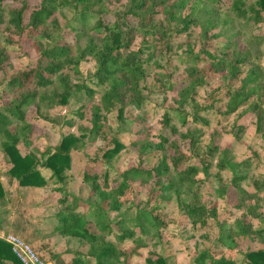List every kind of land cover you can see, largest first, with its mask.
<instances>
[{
    "label": "trees",
    "instance_id": "obj_1",
    "mask_svg": "<svg viewBox=\"0 0 264 264\" xmlns=\"http://www.w3.org/2000/svg\"><path fill=\"white\" fill-rule=\"evenodd\" d=\"M5 1L0 0V154L8 162L0 174V211L7 209L0 228L17 185L35 190L41 202L22 209L24 220L15 221L11 231L47 262L46 257L56 264H264V240L256 239L264 234L257 196V182L264 179V34L243 47L240 35L217 33L237 14L248 15L246 7L255 26H262L264 0H39L37 7L23 2L12 9L3 7ZM63 10L98 15L100 44L90 39L82 47L57 38ZM177 48L192 64L183 61L184 74L168 81L176 70L168 55ZM30 55L35 56L30 65L9 75L14 58ZM89 64L95 68L87 76ZM219 81L228 84L225 116L235 115L242 133L244 120L253 116L254 132L262 134L258 162L247 168L220 147L223 133L212 134L207 151L199 154L200 133L181 131L169 115L177 113L185 128L192 116L184 108L194 103L197 90ZM77 95L89 103L71 111ZM153 96L168 104L163 116L173 138L150 130L147 103ZM195 120L209 127L198 114ZM134 125L142 128L134 131ZM38 127L52 139L56 135V142L31 149ZM229 134L240 144V135ZM78 150L86 157L80 180L74 173ZM225 180L230 181L221 186ZM79 182L88 188L86 202L75 193ZM183 187L201 190L213 205L182 206L195 238L178 245L161 214ZM140 192L146 193L145 203L137 201ZM125 208L126 214L135 208V218L123 219ZM147 225L156 229L166 252L151 249L144 255ZM177 248L183 250L174 253ZM0 264H22L1 238Z\"/></svg>",
    "mask_w": 264,
    "mask_h": 264
},
{
    "label": "rangeland",
    "instance_id": "obj_2",
    "mask_svg": "<svg viewBox=\"0 0 264 264\" xmlns=\"http://www.w3.org/2000/svg\"><path fill=\"white\" fill-rule=\"evenodd\" d=\"M23 2H27L30 8L37 7L40 5L39 0H18V1L6 0L3 4V7L5 9L19 8L22 6ZM115 8H113L112 11H115ZM246 9L248 11V15L247 14H239V15L237 14L234 17V21L231 23L229 27H227L226 29L220 28L217 30L218 35L221 37L240 35L243 39L242 46L245 47L252 40L254 36L258 34H264V24L262 26H255L253 20L250 18L249 8L246 7L245 10ZM98 18L99 16L95 14H89V15L83 16L80 10L78 12L74 10L72 11L63 10L59 12L58 19H59L60 29L54 32L55 36L61 39V41L63 40L68 41V43L78 42L81 44L82 47H85L90 39H93L96 43L100 44L103 38V35H104L103 34L104 31L101 30L98 32L97 30H95V24ZM106 18L110 21L114 19L113 15H108L106 16ZM263 23H264V20H263ZM2 28L3 26L1 27V29ZM1 38L2 40H4L5 36L2 34ZM199 43H200V38L198 34H195L194 39H193V44H195L196 47H199ZM179 44H180V40H177L175 45H179ZM168 56L170 57L171 66L176 67V70L172 74V77L171 78L167 77V79L168 81L178 80L184 74L185 72L184 70L186 69L185 63L183 61L187 62L188 67L189 65L192 64V62L189 56L186 54V51L183 49L179 50V48H177L176 51H174ZM34 57L35 56L30 55L29 57H26V58H20V59L14 58L11 64L12 67L8 71L9 75H12L16 71L20 69H24L25 67L30 65ZM94 68L95 66L93 64L84 66V71L86 75L87 76L90 75L93 72ZM167 79L165 80L167 81ZM55 88L58 89V91H61V87L58 83L55 85ZM49 91H51V89ZM169 97L171 99L172 96H169ZM192 98L194 100V103L184 108V110L190 116H192L191 118L187 119L188 122L185 128L181 125L180 116L177 115V113L170 110L169 115L171 119L174 121L172 124L176 125L181 131L190 129V130H197L200 133V135L202 136V141L198 145L197 152L199 154H203L207 151V146H208V143L210 142L212 134L223 133L222 140L220 141V147L222 149L227 148V150L229 151V156L234 162L243 161L245 163L244 165L245 168L249 167L250 165L256 164L258 162V158H257L258 154L255 151V149H257V147L259 146H262L263 144L262 142H258V139L261 140L262 134L258 135V133L256 134L254 132L255 130L253 126L255 123L254 122L255 118L253 116L252 117L248 116V118L244 120L246 129L243 133L241 132V129H240V127L242 126H240L239 124H237L238 126H235L236 125L235 115L232 117H228V118L225 116L224 113L226 112L227 104L230 101V98L228 97L227 82L219 81V82L213 83L211 87L204 88V89L200 88L197 90L196 94ZM148 101L149 103L147 104H148V109L150 110V113L147 116V118L148 120L151 121L149 123L150 130H152V132L155 133L156 135L162 134L167 137L173 138L171 129L165 124L164 116H163L165 110L168 108V104L165 105V101L161 96H153ZM168 102L170 104L171 100H169ZM88 103H89V100L86 96L80 97L77 95L72 100V104L69 109L70 110L72 109L74 111L76 109H79L81 106L87 105ZM199 109H202V110L198 112ZM151 111L154 112L153 116H151ZM196 114H198L199 117H202L203 119L208 120L209 127L205 126L200 120H195ZM49 128L50 126H48L47 129ZM141 128L142 126L134 125V131L136 129L139 130ZM45 133H47V135ZM67 133L68 131H66V134ZM229 133H232L234 135H240L239 136L240 144L236 142ZM48 137L50 138L48 139ZM57 139L58 138L56 137V135L52 139V135L50 132H45L44 130L38 127V129H36L33 135L31 136V142H32L31 149H39V148L46 149L48 148V145H50V142L54 143L56 142ZM2 141H3V137L0 136V147L2 145ZM90 154L93 155V152H90ZM0 155H1L0 156V174H1V172L4 169H6L4 163L6 164V162L8 161H7L6 156L4 155V152H2ZM133 155L134 156L131 158H133L134 160H136V162H138V156H136V153H134ZM73 158H74V173L78 176V179H79L80 172L82 173L86 165V157L83 154H81V151L78 150V151H75V153L73 154ZM147 165H149V161ZM259 174H262V173H259ZM229 181L230 180H225V184H220V185L226 186V183H229ZM149 188H151V186H149ZM257 189L259 190L257 196L258 197L261 196L260 198H258V201L261 204V206L264 207V179L263 180L260 179L257 182ZM75 193H77V195L80 196L81 199L84 200V202H86L85 200H87L88 198V188L84 186L81 182H79V184L77 185L75 189ZM36 194L38 195L37 192ZM36 194L30 192L31 196H36ZM176 196H178V198H174L173 200L170 201V204L166 207V212H163L161 214V217L164 219L167 226L170 225L172 229H174L173 233L170 232V230L168 229L169 235L172 233L171 236L176 238V239L173 238L174 240H176V242L175 241L174 242L177 243L178 245L180 244L183 245L184 244L183 240L190 241L195 238L194 235L191 236L193 231L190 229L188 218L184 220L183 217L185 216L184 214H181V210L183 209L184 205L186 203L194 205L196 203L198 204V203H204V202L210 205H213V201L211 199H206L205 196L204 198L206 199V201H203L204 198H203L201 190H196V189L192 190V189L184 188V187H183V191L179 195H176ZM146 198H147L146 193L140 192V198H138L137 201L141 200L143 201V203H145ZM216 198H218V196H216ZM13 200H14L13 205L15 206V198H13ZM35 200H36L35 198H32V201H35ZM178 201H180V204H178ZM35 204L36 203H31L29 204V206L37 207L38 205L37 204L35 205ZM25 207L28 208V206L24 205V203L21 202V206L18 210L23 211L22 209ZM142 207H144V204L142 205ZM151 207H154V205ZM10 208H15V207L10 206ZM6 209L7 207L2 208L0 211V214L2 215V213L3 214L6 213L5 212ZM123 213H124L123 219H126V221H128L129 219H131V217L135 218V216L137 215V210L134 208V214L133 213L126 214V208H125L123 210ZM202 215L203 214H201V216ZM115 216L116 214H111L109 218L113 220ZM5 226L10 228V224L5 225ZM182 226H183V229H181ZM147 227L148 228H147L146 238H144V243L147 246V250L144 252V255H146L151 249L158 250L159 252L161 251L162 253L163 251L166 252V245L161 243L158 237H156V234H155L156 229H152L149 225H147ZM215 229L216 231H214V235L212 236L213 238L217 237V235L215 234L218 233L217 232L218 229L217 228ZM8 231H10V233H13L11 229ZM178 231H184V233L178 232ZM178 238L180 239L179 241L177 240ZM260 238L264 240V234L260 233L256 235V239H260ZM171 245L173 244L171 243ZM75 247L77 248L78 246L76 245ZM198 248L199 247H197V249ZM181 250L183 249L177 248L173 252L178 253ZM46 258L48 259L49 263L56 264L54 262V259H51V257H46ZM132 264H144V261L136 260Z\"/></svg>",
    "mask_w": 264,
    "mask_h": 264
},
{
    "label": "crops",
    "instance_id": "obj_3",
    "mask_svg": "<svg viewBox=\"0 0 264 264\" xmlns=\"http://www.w3.org/2000/svg\"><path fill=\"white\" fill-rule=\"evenodd\" d=\"M12 191L14 193L13 198H15V206H12V203H11V207H15V208H11V212L5 216V219L3 218L2 227L0 228V234L1 235L7 234L8 232L10 233V231H8L10 229L14 230L15 226L13 225V223L15 221L24 220V218L21 217V215H20V211L18 210L21 206V202H23L24 205L28 206V208L27 207L23 208L25 210H28L30 208L29 204H31V203L37 204L38 202H41V198L36 194L35 190L21 189V188L19 189L18 186L15 185L12 188ZM30 192L36 194V196H31ZM32 198H35L36 200L32 201ZM13 202H14V200H13ZM3 221L5 222L4 224H3ZM9 221H10V223H9ZM8 224H10V228L5 226Z\"/></svg>",
    "mask_w": 264,
    "mask_h": 264
},
{
    "label": "built area",
    "instance_id": "obj_4",
    "mask_svg": "<svg viewBox=\"0 0 264 264\" xmlns=\"http://www.w3.org/2000/svg\"><path fill=\"white\" fill-rule=\"evenodd\" d=\"M0 238L12 247L13 253L22 264H51L43 260L34 248L20 236L7 233L0 235Z\"/></svg>",
    "mask_w": 264,
    "mask_h": 264
}]
</instances>
